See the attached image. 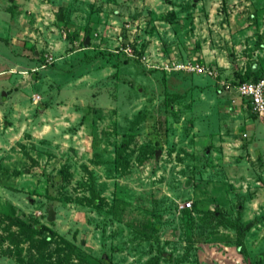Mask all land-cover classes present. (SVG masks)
Masks as SVG:
<instances>
[{
    "label": "rangeland",
    "instance_id": "rangeland-1",
    "mask_svg": "<svg viewBox=\"0 0 264 264\" xmlns=\"http://www.w3.org/2000/svg\"><path fill=\"white\" fill-rule=\"evenodd\" d=\"M55 1L0 0V264L10 216L90 262L264 264V119L221 86L264 73V0Z\"/></svg>",
    "mask_w": 264,
    "mask_h": 264
},
{
    "label": "trees",
    "instance_id": "trees-1",
    "mask_svg": "<svg viewBox=\"0 0 264 264\" xmlns=\"http://www.w3.org/2000/svg\"><path fill=\"white\" fill-rule=\"evenodd\" d=\"M59 15H56V19L59 20ZM85 30H88V28ZM87 35V34H86ZM32 57H38V54H34V50H30ZM264 73H255L254 71H248L241 73L233 79L237 80H250L255 81ZM248 106V104H246ZM249 107V106H248ZM83 118V115H82ZM94 206H97L96 204ZM9 226H14L16 231H10L6 233L8 242L12 245L19 247L18 245L26 243L27 245V257L24 259L19 257L18 261L23 264H72L73 256L75 259L84 262L85 264H111V261L107 257H100L94 262L84 260L76 254V246L57 234L55 231L46 227L40 222H28L20 219L17 216L9 217ZM9 229V227H8ZM5 230V229H4ZM237 243L238 246H242L240 237V231H237ZM259 257H257V260ZM78 264V263H77Z\"/></svg>",
    "mask_w": 264,
    "mask_h": 264
},
{
    "label": "built area",
    "instance_id": "built-area-1",
    "mask_svg": "<svg viewBox=\"0 0 264 264\" xmlns=\"http://www.w3.org/2000/svg\"><path fill=\"white\" fill-rule=\"evenodd\" d=\"M122 52L127 54L131 53L129 44L125 43L122 47H119ZM52 61L51 56H47L45 59L46 63ZM173 68L184 72H193L205 74L208 76H214V69L201 62H175ZM223 89L232 90L240 97L246 104H248L250 110L258 117L264 119V74L261 75L257 80H237L229 79L221 81ZM189 206V202L180 204V208Z\"/></svg>",
    "mask_w": 264,
    "mask_h": 264
},
{
    "label": "crops",
    "instance_id": "crops-1",
    "mask_svg": "<svg viewBox=\"0 0 264 264\" xmlns=\"http://www.w3.org/2000/svg\"><path fill=\"white\" fill-rule=\"evenodd\" d=\"M57 2L58 1H55V0H50V1L42 0V3L38 4V6H39L38 12H35L33 14V16L35 17V19H38L41 22H46L47 20H52V21L56 22L57 21V19H56L57 11L56 10H57L58 6H60L59 3H57ZM31 5L34 7V4L33 3H31ZM70 13H71L70 14V18L72 20V17H74L76 13L75 12H73V13L70 12ZM30 22H32L31 18H30ZM91 24H92V26L96 25L94 22L91 23ZM62 42H63V39H60V40H58L57 43L55 41V43H52L53 45H48V46L51 49L52 48H56V47L59 48V46L62 44ZM33 50H34V54L35 55L36 54H39L37 50H35V49H33ZM243 102H245V101H243ZM4 104L6 105V103H4ZM48 105L49 104H47L46 107H45L47 111H49L51 109Z\"/></svg>",
    "mask_w": 264,
    "mask_h": 264
},
{
    "label": "water",
    "instance_id": "water-1",
    "mask_svg": "<svg viewBox=\"0 0 264 264\" xmlns=\"http://www.w3.org/2000/svg\"><path fill=\"white\" fill-rule=\"evenodd\" d=\"M87 42H88V37H85L83 43L86 44ZM187 183H188V180H186L184 182L185 185H187ZM47 219L51 220L52 219V215L50 214Z\"/></svg>",
    "mask_w": 264,
    "mask_h": 264
}]
</instances>
